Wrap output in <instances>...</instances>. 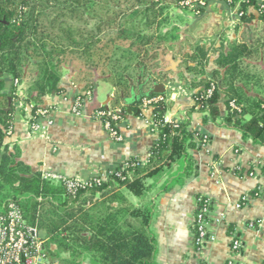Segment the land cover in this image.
Listing matches in <instances>:
<instances>
[{
    "label": "trees",
    "instance_id": "1",
    "mask_svg": "<svg viewBox=\"0 0 264 264\" xmlns=\"http://www.w3.org/2000/svg\"><path fill=\"white\" fill-rule=\"evenodd\" d=\"M51 1L54 10L74 17L83 15L91 4V0ZM159 2L133 0L129 13L121 11L115 15V33L105 41L99 36L100 28L94 33L87 27L76 29L64 21L58 32L46 28L40 18L46 15L49 7L42 1L0 0V213L9 203H15L26 223L43 237L50 262L53 257L62 255L64 264L85 261L91 264H157L155 238L150 231L152 210L131 203L128 196L140 197L151 189L169 191L198 174L193 152L207 143L205 135L191 128L190 120L166 121L167 103L163 94H149L147 89L148 83L153 86L158 81L149 72L154 56L146 46L167 39L164 35L143 31L144 27L155 25L162 13V9L158 10ZM239 6L242 19L247 17L249 6L259 9L257 0H241ZM260 19L264 21V13H260ZM100 22L105 24L104 20ZM156 24L159 28L163 21ZM69 54L82 58L94 70H100L101 80L115 88V106L122 103L142 107L150 98H164L150 106L151 129L156 139L146 162L131 157L118 165L107 180L91 182L75 191L67 188V178L53 181L42 173L33 172L18 160L16 147L13 151L5 144L12 128L15 102L20 99L16 95L17 85L6 91L5 76L20 83L26 64L37 68L33 83H29L31 89L25 88L22 101L23 105H32V114L37 116L42 97L61 91L60 64L63 61L59 58ZM192 61L196 62L194 65L188 63L186 71L194 76L204 75L208 57L195 55ZM202 83L204 87L193 94L194 105L187 113H204L206 119L216 123L220 117L219 84L215 78L203 79ZM210 83L215 89L206 99L202 96ZM93 85L86 83L78 97L80 101L91 92ZM231 101L239 106V112L231 110ZM224 104L227 114L223 125L237 129L255 144H264V100L228 99ZM108 108L100 106L97 109ZM121 113H124L123 107ZM260 169L264 174V165Z\"/></svg>",
    "mask_w": 264,
    "mask_h": 264
},
{
    "label": "crops",
    "instance_id": "2",
    "mask_svg": "<svg viewBox=\"0 0 264 264\" xmlns=\"http://www.w3.org/2000/svg\"><path fill=\"white\" fill-rule=\"evenodd\" d=\"M240 1L228 4L209 0L193 29L199 37V28H203V34L211 39L206 72L196 77L197 81L217 80L221 93L218 121L211 122L201 112L188 115L198 89L190 85L195 76L185 73L184 65L171 64L175 82L166 86L163 94L166 121L190 120L191 128L209 138L207 144L193 152L198 174L169 191L151 189L143 201L142 196H128L131 203H143L152 210L150 231L155 238L157 264H226L232 234L242 243L239 264H264V174L260 169L264 165V144H255L222 123L227 114L226 100H264V30L258 32L264 21L253 6L248 7L247 17L242 19ZM86 83L73 72H64L61 91L42 97L41 109L48 110L44 116L33 115L32 105H23L24 97L19 93L5 144L16 147L18 160L33 172L83 182L98 177L107 180L118 165L131 157L146 162L156 139L151 129V108L122 103L111 106L115 88L110 93L104 87L100 91L95 82L75 112L73 108ZM10 84L11 79H6V90ZM100 106L124 108L117 125L119 141L112 139L103 122L94 116ZM243 197L248 202L239 207ZM199 198L211 202L207 232L212 239L201 250L195 247L193 233Z\"/></svg>",
    "mask_w": 264,
    "mask_h": 264
},
{
    "label": "rangeland",
    "instance_id": "3",
    "mask_svg": "<svg viewBox=\"0 0 264 264\" xmlns=\"http://www.w3.org/2000/svg\"><path fill=\"white\" fill-rule=\"evenodd\" d=\"M39 1H42L46 4V6L48 5L47 7H49L46 11V15L40 18V23L46 26V28L58 32L60 23L64 21L65 23L67 22L73 25L76 29L87 27V29L94 33H98L101 29L102 32L99 36L103 37L105 41L109 36H112L115 33L116 25L113 22L115 15L121 11L129 13L132 9L133 2V0H107L108 3L105 4V1L91 0V4H89V6H87L88 8L86 7L84 10V14L74 17L67 13L62 14L60 11L58 12V10H54L53 2L51 0ZM50 1L51 3H49ZM182 1L183 0H160L158 10L162 9V13L159 14L157 20L155 21V25H152L150 28L144 27L143 30L145 34L155 33L156 35H161V37L164 35L167 38L166 41L162 43L156 40L146 46L151 52V55L154 56L151 60L149 72L152 74V77L158 81L157 84H163L165 87L170 85L172 86V83L175 82L172 77L174 72L171 66L172 63V65L175 66L184 65L182 68L183 70H186L189 62H193V64L196 62L192 61V58H194L195 55H202L205 57L209 55L210 42L208 41L211 39L203 34V28L202 31L200 28L199 31L197 30L198 32H201L199 37L196 36V29L193 30L196 27L197 22H199L198 17L201 15L202 10H193L189 7L183 6L181 4ZM101 20H104L105 24H102L100 22ZM160 21H163V24L157 28L156 23ZM259 26L258 32L262 33L264 30V24L260 23ZM195 52L197 54H195ZM59 59L63 61L60 64L62 67V74L64 72H73L77 79H83L85 82H92L93 84L98 82L100 85V91H102L101 87H104L110 93L113 86L111 83L101 80L102 76L100 70H94L91 66L86 64V61L76 55L69 54L67 56L60 57ZM206 66L207 65H205V67ZM36 73L37 68L32 64L28 63L24 66L23 74L21 76L22 80L16 87L17 96H19V93H21L22 96L26 95L25 88L27 91H30L32 85H29V83L33 81ZM185 73L188 72L185 71ZM179 74L180 73L177 72L178 76ZM5 78L11 79V86L9 90L15 87V81L10 76L6 75ZM193 78L197 79L196 76ZM186 81V79H183L184 83ZM202 81L203 80L192 81L190 85L197 89H202V87H204ZM152 87L151 83H148L147 89ZM102 95L103 94L101 93L99 98L100 101L103 99ZM17 103L18 100L15 102V109L17 107ZM111 106H113V104H111ZM9 149L13 150L14 146L9 145ZM150 192V190L147 191L141 197V201L146 200ZM86 197L87 199H90V196ZM131 197L137 199L139 198L138 196ZM137 205L141 208L145 206L143 203H138ZM63 258L64 256L62 255L55 258L53 257L51 264H64Z\"/></svg>",
    "mask_w": 264,
    "mask_h": 264
},
{
    "label": "built area",
    "instance_id": "4",
    "mask_svg": "<svg viewBox=\"0 0 264 264\" xmlns=\"http://www.w3.org/2000/svg\"><path fill=\"white\" fill-rule=\"evenodd\" d=\"M209 0H183L181 4L193 10L201 11L208 5ZM230 4L233 0H224ZM260 13H264V0H257ZM239 16L242 13L239 12ZM15 84L19 83L15 80ZM215 89V85L210 86L203 93L204 98H209ZM162 96L150 98L143 102V108H150L151 104L163 100ZM82 101L77 99L73 111L78 112ZM231 110L240 111L239 106L234 101L229 103ZM48 113L47 109H39L37 116H44ZM94 116L103 122V125L110 135L116 141L121 139L117 125L122 120L120 109L108 108L107 110L94 111ZM204 141L209 142V138L204 136ZM206 143V144H207ZM46 179H61L56 175H44ZM102 178H94L89 181H79L75 179L67 180V188L75 191L79 188L88 186L91 182L99 183ZM248 198L243 197L238 204L239 207L247 204ZM211 202L205 198H199L198 211L193 222L194 244L197 250L203 249L212 237L207 232L208 215L210 212ZM232 243L230 247V256L226 264H239L237 258L242 252L241 241L232 234ZM0 264H51L46 254V248L43 237L36 228L29 226L19 207L15 203H9L3 213H0Z\"/></svg>",
    "mask_w": 264,
    "mask_h": 264
},
{
    "label": "water",
    "instance_id": "5",
    "mask_svg": "<svg viewBox=\"0 0 264 264\" xmlns=\"http://www.w3.org/2000/svg\"><path fill=\"white\" fill-rule=\"evenodd\" d=\"M166 89L163 84H154L152 88L149 89V94H165Z\"/></svg>",
    "mask_w": 264,
    "mask_h": 264
}]
</instances>
